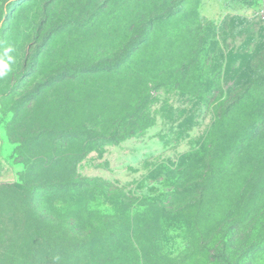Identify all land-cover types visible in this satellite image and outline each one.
Here are the masks:
<instances>
[{"label": "rangeland", "instance_id": "374dc122", "mask_svg": "<svg viewBox=\"0 0 264 264\" xmlns=\"http://www.w3.org/2000/svg\"><path fill=\"white\" fill-rule=\"evenodd\" d=\"M0 138V264H264V8L0 0Z\"/></svg>", "mask_w": 264, "mask_h": 264}, {"label": "trees", "instance_id": "16d2710c", "mask_svg": "<svg viewBox=\"0 0 264 264\" xmlns=\"http://www.w3.org/2000/svg\"><path fill=\"white\" fill-rule=\"evenodd\" d=\"M146 41H147L146 39L139 41V45L140 46L143 45V43H145ZM135 51H137V49H135L134 52ZM130 54H132V51ZM251 92H252V90L250 88H245L243 90L242 94L239 96V99L234 100V102L229 106L225 116L223 117V119H224L223 124H225L226 122H231V121L234 122L235 124H237V117H235V114L238 110H241V108L244 107L248 103V99L251 95ZM230 141H231L232 147L235 148L237 145L236 139L235 138L226 139V142H227L226 145ZM213 166L214 165H212V169L210 172L213 175L212 176L213 182L221 181L223 178L227 177L229 175V173L231 174V172H232L231 170L234 168V164H226V166L222 170H219V172H216V169Z\"/></svg>", "mask_w": 264, "mask_h": 264}, {"label": "crops", "instance_id": "0c3cea01", "mask_svg": "<svg viewBox=\"0 0 264 264\" xmlns=\"http://www.w3.org/2000/svg\"><path fill=\"white\" fill-rule=\"evenodd\" d=\"M6 156H4V153L2 152V142L0 138V173H4V171L7 170V162H6Z\"/></svg>", "mask_w": 264, "mask_h": 264}, {"label": "built area", "instance_id": "2783aa9c", "mask_svg": "<svg viewBox=\"0 0 264 264\" xmlns=\"http://www.w3.org/2000/svg\"><path fill=\"white\" fill-rule=\"evenodd\" d=\"M254 1L264 8V0H254Z\"/></svg>", "mask_w": 264, "mask_h": 264}]
</instances>
